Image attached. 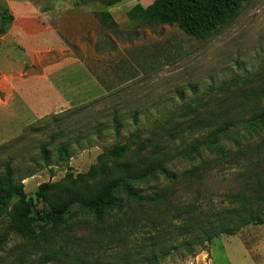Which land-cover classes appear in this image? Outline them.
Wrapping results in <instances>:
<instances>
[{"label":"rangeland","instance_id":"374dc122","mask_svg":"<svg viewBox=\"0 0 264 264\" xmlns=\"http://www.w3.org/2000/svg\"><path fill=\"white\" fill-rule=\"evenodd\" d=\"M137 3L123 0L106 7L99 0L83 6L77 0H0V36L12 23L10 6L19 4L46 17L62 45L28 51L0 39V173L9 162L16 178L33 174L23 180L35 205L33 216L48 209L35 196L40 184L87 173L105 149L125 143L136 129L143 138L155 133L158 148L145 155L166 154L165 167L176 181L157 173L132 186L145 193L166 187L176 205L191 201L198 190L203 196L245 190L264 171V129L252 121L264 110V0L242 3L231 22L204 39L188 37L175 25L146 27L129 20L126 13ZM104 13L118 29L110 27ZM53 115L59 120L54 122ZM223 126L228 130L216 137L229 156L218 162L215 147L206 145ZM58 131L62 134L49 150L51 166L46 167L39 147ZM62 143L72 155L64 163L57 153ZM190 144L198 154L186 158ZM16 203L15 198L0 214V264H77V258L117 264L125 249L110 246L114 239L98 238L91 214L77 206L67 226L51 238L23 239L9 230ZM164 241L175 248L160 264H264V224L221 235L206 251L196 249L195 256L178 248L179 239ZM128 242L124 251L135 247L140 256L148 253L146 239ZM54 248L64 249L63 257L46 260Z\"/></svg>","mask_w":264,"mask_h":264},{"label":"trees","instance_id":"16d2710c","mask_svg":"<svg viewBox=\"0 0 264 264\" xmlns=\"http://www.w3.org/2000/svg\"><path fill=\"white\" fill-rule=\"evenodd\" d=\"M95 1L98 0H77V4L83 6ZM99 1L110 7L123 0ZM246 1L153 0L146 7L135 4L127 11L126 17L146 27L175 25L188 37L204 39L231 22ZM104 17L109 20L110 27L118 29L108 13H104ZM186 115L185 112L180 117L185 118ZM57 116L53 115L51 119L56 122L59 120ZM132 119L136 123L135 115ZM112 120L115 135L119 136L117 116L113 115ZM255 120L264 129V110L252 119ZM227 130V126L221 127L210 135L211 141L205 144L209 148L215 147L218 162L229 156L219 146L216 137ZM61 134L58 131L51 135L49 141L39 147L46 167L51 166L49 150ZM141 134L142 131L136 129L128 134L125 143H116L105 149L98 157L97 165L85 174L73 176L68 173L60 181L40 184L35 196L48 209L38 216L32 215L35 205L25 193L23 184V180L33 174L16 178L11 163H6L0 173V214L13 199H17L10 214V232L28 240L49 239L67 226L73 218L71 208L77 206L91 214L98 238L114 239L109 244L114 248L126 249L130 239L148 241L146 255L140 256L135 247L129 251L122 249L117 264H160L175 248L166 245L164 239H179L178 248L195 256L196 249L206 251L207 245L221 235L235 236L248 225L264 224V171L257 173L245 190L210 196H203L198 190L191 201L177 205L170 201L166 187L156 188L150 193L134 188L133 182L157 173L163 174L167 182L174 184L176 181L165 167L169 160L166 154L153 158L145 155L150 148H158L154 143L155 133L145 138ZM57 153L60 163L72 158L66 143L57 146ZM192 154H198V150L197 146L190 144L183 156L189 158ZM119 193L124 196H119ZM63 250L54 248L44 256L46 260L57 261L59 256L63 257ZM76 260L77 264H86L83 259Z\"/></svg>","mask_w":264,"mask_h":264},{"label":"crops","instance_id":"0c3cea01","mask_svg":"<svg viewBox=\"0 0 264 264\" xmlns=\"http://www.w3.org/2000/svg\"><path fill=\"white\" fill-rule=\"evenodd\" d=\"M139 4L141 2L138 1ZM148 6V5H147ZM13 20L6 33L0 36L5 43V40H10L14 45L20 44L25 46L26 50H31L37 47L58 46L62 47L60 41L56 37V33L52 30L46 21V17L36 12L34 9L29 10L23 5H13ZM146 7V6H143ZM15 50V49H13Z\"/></svg>","mask_w":264,"mask_h":264}]
</instances>
